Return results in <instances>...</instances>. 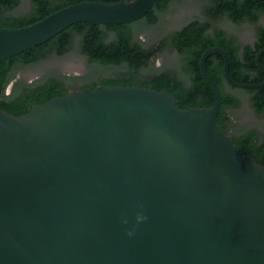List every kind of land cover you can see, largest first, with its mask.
Returning <instances> with one entry per match:
<instances>
[{
	"label": "water",
	"instance_id": "obj_1",
	"mask_svg": "<svg viewBox=\"0 0 264 264\" xmlns=\"http://www.w3.org/2000/svg\"><path fill=\"white\" fill-rule=\"evenodd\" d=\"M156 1H84L0 27V64L76 24L137 22ZM213 54L229 85L264 88L234 80L226 51L208 47L199 67L210 108L98 86L20 117L0 109V264H264V167L218 127Z\"/></svg>",
	"mask_w": 264,
	"mask_h": 264
},
{
	"label": "trees",
	"instance_id": "obj_2",
	"mask_svg": "<svg viewBox=\"0 0 264 264\" xmlns=\"http://www.w3.org/2000/svg\"><path fill=\"white\" fill-rule=\"evenodd\" d=\"M84 1L116 3L120 0H32L28 13L10 18L5 17V11L14 9L20 1L0 0V27H25L53 12ZM172 1L157 0L143 19L130 24L73 25L36 48L3 61L0 64V109L20 117L28 114L36 105L68 96L73 91L94 90L98 86H135L157 92L167 91L175 97L182 110L210 108L214 104V94L199 67L200 58L208 47H221L226 51L230 75L234 80L242 83L264 81V72L256 64V56L264 48V27H258L254 43L239 44L235 37L215 26V22L222 18L238 25L245 22L258 24L260 16L264 14V0H213L206 7L204 19H194L157 45L147 46L141 40V35L159 22L160 15ZM166 48L177 52L179 63L173 67L156 68L153 62ZM74 50L96 69L85 75L48 71L30 83L17 79L22 68L39 64L52 55L63 57ZM206 67L223 96L218 127L224 134L234 132L236 123L229 111L237 108L240 101L228 91V88H236L225 79L223 57L211 55ZM244 91L250 94L255 112L264 116V88ZM256 139L255 131L232 137L234 144L245 155L255 154L259 164L264 167V143H257Z\"/></svg>",
	"mask_w": 264,
	"mask_h": 264
},
{
	"label": "rangeland",
	"instance_id": "obj_3",
	"mask_svg": "<svg viewBox=\"0 0 264 264\" xmlns=\"http://www.w3.org/2000/svg\"><path fill=\"white\" fill-rule=\"evenodd\" d=\"M213 0H174L168 9L160 15L159 22L147 28L141 35V40L149 45H157L160 41L168 37L172 32L182 28L194 19H204L206 7ZM32 5V0H21L18 11L28 13ZM215 25L226 29L228 34L235 37L239 44H252L256 40L258 27H264V14L260 16L258 24L245 22L235 24L227 18H222L215 22ZM179 55L170 48H166L162 54L153 62L156 68L173 67L179 63ZM95 66H90L87 60L77 50H74L63 57L50 56L39 64L22 68L17 79L32 82L36 78L46 74L48 71H59L72 75H85L89 71L95 70ZM8 89V92H10ZM228 91L235 95L240 104L237 108L231 109V114L239 133L255 131L260 140H264V116L258 115L252 107L251 96L244 90Z\"/></svg>",
	"mask_w": 264,
	"mask_h": 264
},
{
	"label": "flooded vegetation",
	"instance_id": "obj_4",
	"mask_svg": "<svg viewBox=\"0 0 264 264\" xmlns=\"http://www.w3.org/2000/svg\"><path fill=\"white\" fill-rule=\"evenodd\" d=\"M19 1H20L19 4L14 9L9 10V11H5V17H9V18L10 17H20V16L24 15V13H21V12L18 11L19 7L21 6V0H19ZM215 26L218 27V28L224 29V28H222L220 26H217V25H215ZM224 30L226 32H228L226 29H224ZM241 134H243V133L242 132L239 133L237 128H236V131H234V132L233 131H228L226 135H229V136L233 137L235 135H241ZM256 142L262 144V143H264V140H260L259 136L257 135Z\"/></svg>",
	"mask_w": 264,
	"mask_h": 264
}]
</instances>
